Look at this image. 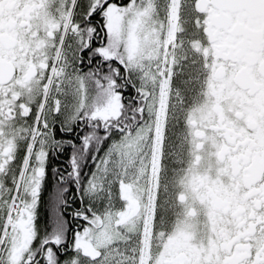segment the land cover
<instances>
[{
  "label": "snow or ice",
  "instance_id": "1",
  "mask_svg": "<svg viewBox=\"0 0 264 264\" xmlns=\"http://www.w3.org/2000/svg\"><path fill=\"white\" fill-rule=\"evenodd\" d=\"M0 264H264V0H0Z\"/></svg>",
  "mask_w": 264,
  "mask_h": 264
}]
</instances>
